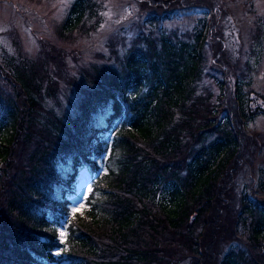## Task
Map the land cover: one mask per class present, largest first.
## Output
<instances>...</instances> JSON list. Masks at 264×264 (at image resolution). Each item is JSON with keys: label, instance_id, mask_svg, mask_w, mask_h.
<instances>
[{"label": "trees", "instance_id": "trees-1", "mask_svg": "<svg viewBox=\"0 0 264 264\" xmlns=\"http://www.w3.org/2000/svg\"><path fill=\"white\" fill-rule=\"evenodd\" d=\"M101 5L73 0L60 40L96 32ZM156 14L110 40L111 63L96 56L75 78L55 45L42 58L1 55L0 264H264V178L237 189L264 148V133L246 132L264 106L253 107L250 82L238 79L236 118L226 75L211 104L204 81L228 64L209 69L212 25L200 19L178 33ZM63 92L76 95L73 112L47 106H62ZM83 168L95 174L92 190L71 215Z\"/></svg>", "mask_w": 264, "mask_h": 264}, {"label": "rangeland", "instance_id": "rangeland-1", "mask_svg": "<svg viewBox=\"0 0 264 264\" xmlns=\"http://www.w3.org/2000/svg\"><path fill=\"white\" fill-rule=\"evenodd\" d=\"M73 0H0V57L6 53H23L25 56L42 58L43 50L49 45L63 48L66 58V68L71 69L70 74L79 76L80 68H84L90 62L100 59L111 63L112 56L110 40L113 38H130L137 34L141 24L150 14H167L170 18L164 19L165 28L173 29L178 33H191L192 28L201 19L211 24V35L207 38L208 59L211 69L215 62L224 61V75L217 69L212 70V75L218 78L212 79L207 76L204 81L208 85L213 99L211 104L217 102L221 94L219 82L226 75L229 84L227 95L230 111L238 118V110L234 106L236 92L234 91L236 81L250 82L244 87V92L252 91L250 100L253 107L264 106V0H202L192 2L185 0L179 4L177 1L167 0H97L102 2L101 8H105L104 20L100 27L88 37H71L68 40H60L56 33L58 21L63 20ZM80 36V35H76ZM76 39V41H75ZM261 39V40H260ZM260 40V41H259ZM66 51V52H65ZM220 61V62H221ZM210 71V70H208ZM207 71V72H208ZM226 71V74H225ZM214 72V73H213ZM60 88H66V83L61 82ZM65 90L64 92H66ZM58 94L56 99L61 101L62 106L57 107L56 101L48 100L47 106L55 112L62 114L64 111L73 112L71 101L76 99L72 92ZM75 95V97H74ZM258 110V109H257ZM258 114L254 120L247 123L246 132L249 134L264 133V111ZM235 118V119H236ZM243 146L246 145L245 138L241 137ZM104 140L112 142V134L104 136ZM109 152L97 157L100 171L105 170L104 159ZM254 158L249 160L250 166L243 167L241 183L238 192L244 183L261 181L264 178V148L253 153ZM244 159V157H243ZM76 182V190L71 197L70 207H79L85 195H89L88 189L92 190V179L95 174L87 168L81 169ZM255 185L256 182H255ZM85 208V206L83 207ZM80 209L77 212H81ZM71 215L72 212H70ZM68 223L58 227V238L65 241ZM63 230L65 235L61 237L59 232ZM55 253L58 250H54ZM60 252V251H59Z\"/></svg>", "mask_w": 264, "mask_h": 264}, {"label": "snow or ice", "instance_id": "snow-or-ice-1", "mask_svg": "<svg viewBox=\"0 0 264 264\" xmlns=\"http://www.w3.org/2000/svg\"><path fill=\"white\" fill-rule=\"evenodd\" d=\"M104 15H108V13H104ZM88 191L91 192V188H89ZM86 199H87V195H85V197L83 198V200H86ZM84 206H85V204L83 202H81L80 205H79V207H75V206L72 207V209H71L72 214L75 215L77 213V211H79L80 209H82ZM59 235L61 237H63L65 235V232L63 230H61L59 232ZM55 254L56 255H60V252L57 251Z\"/></svg>", "mask_w": 264, "mask_h": 264}]
</instances>
